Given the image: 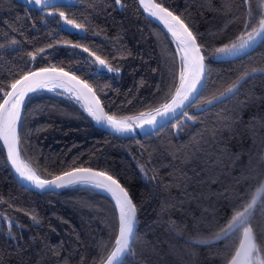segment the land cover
<instances>
[{
    "label": "trees",
    "instance_id": "trees-1",
    "mask_svg": "<svg viewBox=\"0 0 264 264\" xmlns=\"http://www.w3.org/2000/svg\"><path fill=\"white\" fill-rule=\"evenodd\" d=\"M64 1L41 11L0 0V96L23 75L54 66L91 85L110 115L137 116L165 103L180 68L176 46L137 0ZM155 1L202 46L207 81L187 110L193 119L182 115L152 135L118 138L94 126L70 95L41 91L25 107L21 155L43 179L85 167L123 185L139 218L124 264H224L235 237L195 241L218 232L264 174V71H252L264 69V40L228 59L216 55L258 26L261 9L257 0L250 8L245 0ZM60 12L83 27L70 28ZM90 53L119 72L98 71ZM237 81L234 95L213 99ZM0 214L11 221H0V264H101L113 250L118 211L109 197L83 187L27 190L1 144ZM252 223L264 248L259 204Z\"/></svg>",
    "mask_w": 264,
    "mask_h": 264
},
{
    "label": "snow or ice",
    "instance_id": "snow-or-ice-1",
    "mask_svg": "<svg viewBox=\"0 0 264 264\" xmlns=\"http://www.w3.org/2000/svg\"><path fill=\"white\" fill-rule=\"evenodd\" d=\"M29 3L37 5L47 3V0H29ZM120 5L122 0H115ZM246 4L250 3L245 0ZM149 14L162 21L168 32L176 43L177 50L180 53V68L175 76L176 83L173 90L165 98L166 102L154 111L140 113L137 116L118 117L115 114H109L97 95L96 90L86 81L79 79L76 75L70 74L63 68L46 67L39 71H32L11 83L10 91L0 96V140H3L7 147L8 159L11 161L15 171L26 181L31 182L35 187L44 189L50 187L62 188L77 184L91 185L95 188L105 190L114 198L118 207V225L114 237L113 250L102 260L101 264H114L120 262L124 264L123 257L130 254L131 245L135 239V227L137 224V209L132 202L128 191L112 175L105 171H94L91 168L76 167L65 171L61 175L55 176L51 180L42 179L37 170L22 158L21 135L18 131L21 122V111L25 102V97L30 92L39 89H65L70 93H75L77 101H83V107L90 117L97 123L110 126L116 132H130L135 123L140 127L145 124L155 126L157 117L175 118L179 111L180 115L193 119L188 115L187 108L196 103L203 95L201 89L204 88L205 63L204 55L201 52V44L197 41L196 34L189 28L180 16L174 15L162 3H156L154 0H139ZM257 6L261 9L259 19L256 21L257 27H254L247 36L241 35L237 41L217 49L219 53L236 54L246 48H249L255 39L264 34V0H257ZM65 21L75 28L83 26L69 20L63 12L59 13ZM252 20H249L251 23ZM248 27V24L245 25ZM85 52L89 50L83 49ZM40 51H43L41 49ZM35 59V54H31ZM95 57V62L107 68L110 72H119L118 68H113L95 53H90ZM255 71H264V69H253ZM250 73L245 72L241 77L243 80ZM240 81L233 83L225 89L215 100H220L230 94L234 95L239 87ZM207 103L211 105L212 100ZM179 125H177L178 127ZM259 204L264 211V174H261L259 183L249 199L244 201L233 213L229 221L222 226L218 232L212 234L210 239L198 240L196 243H212L216 240L237 239V243L231 248V255H226L224 264H264V248L258 243L256 231L253 227L254 213ZM36 221V217H32Z\"/></svg>",
    "mask_w": 264,
    "mask_h": 264
},
{
    "label": "water",
    "instance_id": "water-1",
    "mask_svg": "<svg viewBox=\"0 0 264 264\" xmlns=\"http://www.w3.org/2000/svg\"><path fill=\"white\" fill-rule=\"evenodd\" d=\"M17 1L19 4L29 8V9H32V10H48V9H51V8H54V7H57V6H60L62 4L65 3L64 0H47V3H44V4H40V5H37L35 3H29V0H15ZM138 2V5L140 7V9L143 11V13L151 20L153 21L155 24H157L164 32H166L171 40L175 43L174 39L172 38L171 34L168 32L166 26L163 24L162 21L158 20L157 18L151 16L149 14V12L147 10H145L143 8L142 5L139 4V0H137ZM154 2H156L154 0ZM157 3V2H156ZM163 6V5H162ZM164 7V6H163ZM174 14V13H173ZM175 15V14H174ZM264 40V34H262L261 36H259L257 38V40L254 42V44L248 49L249 51H252L254 50L262 41ZM175 46H176V43H175ZM176 50H177V47H176ZM202 52V51H201ZM177 54H178V57H179V51L177 50ZM203 54V53H202ZM179 61H180V58H179ZM204 63H205V60H204ZM35 71H39V70H35ZM68 72V71H67ZM70 73V72H69ZM70 74H73V73H70ZM74 75V74H73ZM205 79L203 81L204 85H206V81H207V68H206V63H205ZM79 78V77H78ZM81 79V78H79ZM83 80V79H81ZM85 81V80H84ZM205 88V86H204ZM203 89H201V91L203 92ZM11 90V89H10ZM9 90V91H10ZM56 91H60V92H63L65 94H68L70 95L73 99H75V93H70L68 91H66L65 89H55ZM41 91H48V92H53L49 89H39L35 92H30L28 93V95L25 97V102H24V105H23V108H22V111H21V122H20V126L18 128V131L20 132L21 130V127H22V123H23V118H24V111H25V107H26V104H27V101L30 97H32L33 95L37 94L38 92H41ZM76 100V99H75ZM101 100V99H100ZM82 105H83V101H79ZM195 104V103H193ZM192 104V105H193ZM191 105V106H192ZM189 108V107H188ZM187 108V110H188ZM85 110V109H84ZM106 111V110H105ZM86 112V110H85ZM87 113V112H86ZM88 115V113H87ZM89 116V115H88ZM182 115L179 114V111L177 113V116L175 118H172V117H168V118H161V117H157V124L155 126H152V125H148V124H145L143 127H140L139 125L137 124H133L132 127H133V130L130 131V132H116L113 128H111L110 126L108 125H105V124H102V123H97L92 117H90V119L93 121V124L94 126H96L97 128H99L100 130L104 131V132H107L113 136H116L118 138H124V139H128V138H143V137H146V136H149V135H152L154 133H156L157 131L161 130L162 128H164L165 126L171 124L172 122L176 121L178 118H180ZM0 144L6 154V157H7V162H8V165L10 167V170L12 171L15 179L17 180V182L22 186L24 187L25 189L27 190H30V191H33V192H36V193H39V194H46V193H59L63 190H66L68 188H71V187H83V188H91V189H94L104 195H106L107 197H109L115 204L116 208H117V211H118V207L115 203V200L114 198L111 196L110 193L106 192L105 190H102V189H98V188H95L91 185H86V184H77V185H72V186H66V187H62V188H56V187H50V188H44V189H40V188H37L35 187L31 182L29 181H26L24 180L23 178H21L19 176V173H17L15 171V168L12 166L11 164V161L8 159V155H7V147L6 145H4L3 143V140H0ZM94 170V169H93ZM94 171H98V170H94ZM61 175V174H60ZM54 178V177H53ZM53 178H50V179H46V180H51ZM43 179V178H42ZM120 183V182H119ZM121 184V183H120ZM122 185V184H121ZM123 186V185H122ZM130 196V195H129ZM131 198V196H130ZM132 199V198H131ZM133 202V200H132ZM134 203V202H133ZM138 226H139V218H138V212H137V224H136V227H135V238H136V235H137V231H138ZM135 241V239H134ZM133 241V243H134ZM132 243V245H133ZM132 245H131V248H132ZM129 255V254H128ZM126 255L125 257H123V261H125V259L127 258ZM114 264H120V262H114Z\"/></svg>",
    "mask_w": 264,
    "mask_h": 264
},
{
    "label": "rangeland",
    "instance_id": "rangeland-1",
    "mask_svg": "<svg viewBox=\"0 0 264 264\" xmlns=\"http://www.w3.org/2000/svg\"><path fill=\"white\" fill-rule=\"evenodd\" d=\"M67 1L69 2V1H71V0H67ZM67 25H68L70 28L75 29V27H73L72 25H70V24H68V23H67ZM77 29H78V28H77ZM245 36H247V35H245ZM257 38H258V37H257ZM257 38L255 39V41L257 40ZM255 41H254V42H255ZM254 42L252 43V45L254 44ZM252 45H251V46H252ZM251 46H250V47H251ZM250 47H249V48H250ZM249 48H246V49H249ZM246 49H244V50H246ZM244 50H242V51H244ZM242 51H240V52H238V53H236V54L218 53V54L216 55V58H217V59H228V58L234 57L235 55L241 53ZM177 55H178V54H177ZM178 58H180V53H179V57H178ZM90 60H91V63L93 64V66H96V67L98 68V71H101V72L108 71L106 67L100 65L98 62H95V59H94V58H93V59H90ZM51 91H56V90H51ZM56 92H60V91H56ZM2 220H5L8 224L11 223L10 220H8L6 217H4V216H2V215L0 214V221H2Z\"/></svg>",
    "mask_w": 264,
    "mask_h": 264
}]
</instances>
